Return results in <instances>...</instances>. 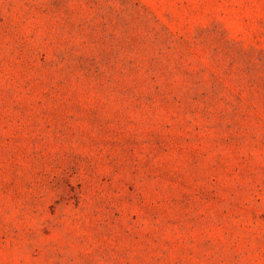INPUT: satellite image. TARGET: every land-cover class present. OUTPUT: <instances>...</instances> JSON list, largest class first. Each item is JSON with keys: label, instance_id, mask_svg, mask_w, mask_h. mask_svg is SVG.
<instances>
[{"label": "rangeland", "instance_id": "rangeland-1", "mask_svg": "<svg viewBox=\"0 0 264 264\" xmlns=\"http://www.w3.org/2000/svg\"><path fill=\"white\" fill-rule=\"evenodd\" d=\"M0 264H264V0H0Z\"/></svg>", "mask_w": 264, "mask_h": 264}]
</instances>
